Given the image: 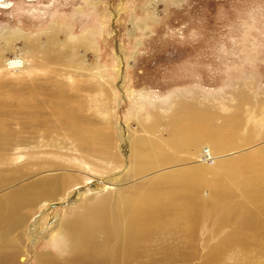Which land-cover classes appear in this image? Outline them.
<instances>
[{
    "label": "rangeland",
    "instance_id": "obj_1",
    "mask_svg": "<svg viewBox=\"0 0 264 264\" xmlns=\"http://www.w3.org/2000/svg\"><path fill=\"white\" fill-rule=\"evenodd\" d=\"M0 1L10 4L0 5V170L29 166L21 175L26 177L50 160L78 164L62 121L83 115L91 123L85 131L96 134L99 128L117 149L119 178L132 162L126 138L140 137L164 150L170 182L195 151L177 144L181 134L174 124L182 107L203 110L212 128L237 116L238 136L228 156L264 152V0ZM17 56L24 62L18 70L4 67ZM58 94L65 100L58 101ZM260 118L256 126L249 122ZM202 186L194 199L185 190L176 194L182 208L193 209L195 221L180 218L179 224L154 228L136 244L128 264H264V188L237 191L226 201L232 210L225 218L218 198ZM88 189L75 202L69 197L43 214L26 213L39 219V233L17 247L24 255L17 264H43L41 255L52 264H96L91 252L71 255L61 229L89 203Z\"/></svg>",
    "mask_w": 264,
    "mask_h": 264
},
{
    "label": "bare ground",
    "instance_id": "obj_2",
    "mask_svg": "<svg viewBox=\"0 0 264 264\" xmlns=\"http://www.w3.org/2000/svg\"><path fill=\"white\" fill-rule=\"evenodd\" d=\"M0 5L10 6L5 1H0ZM23 64V59L17 56L5 61L4 67L8 70H18ZM64 97L58 94L57 100H65ZM60 105L58 103V107ZM85 119L83 115L76 120L66 119V116L64 120L62 119V126L68 128V133L64 137L70 140L73 151L77 153L75 161H78V164L65 167L62 161L51 163L50 160V163L47 161L42 165L33 166L34 171L26 177L21 175L29 166L20 171L0 170V185L5 186L3 190L1 189L2 193L0 192V264H17L18 255L20 254L21 258L24 256L23 252L18 251L23 240L27 238L33 242L39 233L37 223L39 219L31 220L26 213L38 209L43 214L69 197L75 202L76 198L82 196L88 189L90 184L86 183L88 179L95 180L85 194L89 203L82 207L81 213L77 211L78 214L80 213L77 217L66 220L61 229L70 242L68 251L71 255L78 254L79 257L91 252L98 256L96 264H128L134 256L136 244H141L143 237L149 236L154 228L163 229L170 224H179L180 218L182 221L187 218L195 221L191 213L194 212L193 209L187 212L180 206L176 197L177 191L191 192L193 193L191 198L194 199V194L198 193L199 188H203L199 185L203 183L210 189V195L218 198L216 203L219 212L226 218L232 210L226 201H229L237 191L242 192L258 185L264 188L263 151L257 148L256 151L251 150L241 156L227 155L228 150L235 149L231 147H235L233 142L238 136L235 128V123L239 124L237 116L229 120L224 127L212 128L210 116L203 110L201 112L195 108H179L178 122L174 124V128L181 134L177 144L184 150L195 151L192 163L182 170L183 173L171 174L170 182L164 174V169L168 166L167 163L164 164L165 159L167 160L164 150L157 147V144L140 137L124 139L126 142L129 141L132 162L130 161L128 175L126 173L127 176L119 178L123 163L121 164L116 158L117 149L113 148V144H110L107 138H101L102 131L99 128H95L98 134H94L91 126L89 130L92 129L94 133L86 132V126L91 123L87 124ZM262 121L263 118L249 120L254 126ZM149 135L150 133L147 137ZM119 137L122 138L121 134ZM247 138L248 136L243 137V141H249ZM151 141L159 142L153 138ZM146 142H149L148 147ZM50 147L54 148L53 145ZM209 159L213 162L212 166L207 163ZM92 160H97L99 163L96 164ZM103 164L105 166L108 164L110 167L103 168ZM208 175L212 177L210 181L206 180ZM6 181L10 183L6 184ZM7 186H9L8 191H6ZM190 227L191 225L187 224L185 228L190 229ZM40 259L43 264H52L53 261L48 255H41Z\"/></svg>",
    "mask_w": 264,
    "mask_h": 264
}]
</instances>
